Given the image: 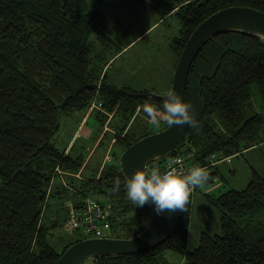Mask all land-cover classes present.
<instances>
[{
  "label": "trees",
  "instance_id": "1",
  "mask_svg": "<svg viewBox=\"0 0 264 264\" xmlns=\"http://www.w3.org/2000/svg\"><path fill=\"white\" fill-rule=\"evenodd\" d=\"M141 1L162 17H179L181 28L171 43L176 62L192 31L210 14L229 6L264 11V0ZM105 2L0 0V264H56L70 245L82 240L71 241L58 251L49 236L61 224L60 217L49 225L43 214L56 167L71 172L90 168L85 162L87 153L77 145L81 132L69 151L70 141L61 148L53 142L62 114H86L93 101L102 102L103 110L90 112L98 123L91 137L94 141L102 135V145L111 134L121 153L141 137L167 126L162 122L153 130L148 121H139L148 120L145 102L163 110V98L153 88L118 85L105 70L127 47L120 48L112 37L110 19L102 11ZM186 96L196 126L189 125L185 139L168 156L194 151L191 161L207 165V171L221 161H231L223 158L232 159L264 142V41L238 30L213 36L191 67ZM110 112L108 123L114 133L104 129ZM213 154L220 159L214 164L209 161ZM114 155L101 169L92 168L89 178L79 184L75 176H69L74 189L57 187L60 194L66 193L63 204L73 198L76 208L83 203L78 200L88 194L111 202V237L130 238L148 225L151 209L149 204L139 207L127 199L120 155ZM165 158L148 164H157L162 171ZM213 173L209 172L206 184L213 182ZM195 193L190 194L177 230L164 243L131 254L94 256V264H168L167 251L180 255L179 264H264V174L253 169L241 189L202 192L220 214L221 228L213 234L203 231L199 245L190 249Z\"/></svg>",
  "mask_w": 264,
  "mask_h": 264
},
{
  "label": "rangeland",
  "instance_id": "2",
  "mask_svg": "<svg viewBox=\"0 0 264 264\" xmlns=\"http://www.w3.org/2000/svg\"><path fill=\"white\" fill-rule=\"evenodd\" d=\"M102 11L104 17L110 19L108 27L112 30V37L116 44L120 48L127 46L106 66L105 70H107L111 79L118 85L127 84L136 89L153 88L158 95L170 91L176 67V56L172 51L171 43L178 36L181 28L179 17L177 15L162 17L158 10L143 4L141 0H106ZM93 39L97 47L100 48L101 45L97 38L93 37ZM113 54L115 55V49H113ZM94 102H98V100L93 101L92 104ZM92 104L87 113L88 117L90 116V123L81 131L82 136L79 137L77 143L79 150L85 154L87 153L85 162L90 165V168L84 169L85 171L81 169L78 172H71L56 167L55 175L47 192V203L43 210V214L46 216L44 220L49 225L52 220L59 217L61 221V224L54 228L52 235L49 236L50 243L58 251H62L64 246L71 241L78 238L83 239L85 236L79 230L75 232L69 230L65 225V221H63L65 214L67 215L71 207H76V201L72 198L63 204L66 193L60 194L57 186L65 185L72 189L74 186H72L69 176H75L77 184H79L80 180L89 178L88 175L92 168H98L100 165L101 169L103 164L107 163L106 156L108 154H115L114 157H116L121 153L120 147L116 145L115 139L111 138V134L105 138L102 145H99L102 135L93 141L91 136H93L95 126L98 123L91 115V111L97 109H91ZM84 114V111H77L72 115L62 114L60 116L61 127L55 134L53 142L60 148L66 146L79 127ZM112 116L113 113L110 112L104 129L114 133L115 130L108 123ZM139 121L144 124L148 120L144 117L143 120ZM147 125L153 130H157L162 126L154 127L149 123ZM90 129L92 131H89ZM253 169L264 174V142L244 149L238 155H234L230 162L221 161L217 166L207 169L208 174L212 171L216 173L211 175L213 182L199 188V192H196L193 196L188 240L190 249L199 245L200 235L203 231L213 234L219 232L221 228L220 214L205 199L202 192L219 194L231 188L241 189L248 184ZM1 183L2 178L0 177V185ZM52 193H56L55 197L51 196ZM83 198L78 201H82ZM68 201L70 203L67 204ZM164 256L168 264H179L181 258L180 255L172 251L165 252ZM94 263V256H88L76 264Z\"/></svg>",
  "mask_w": 264,
  "mask_h": 264
},
{
  "label": "water",
  "instance_id": "3",
  "mask_svg": "<svg viewBox=\"0 0 264 264\" xmlns=\"http://www.w3.org/2000/svg\"><path fill=\"white\" fill-rule=\"evenodd\" d=\"M238 30L256 35L264 41V11L249 6L222 8L200 22L192 31L176 62L170 91H175L188 104L186 88L191 67L204 45L215 35ZM166 94L159 95L163 98ZM189 105V104H188ZM190 112V109H189ZM189 125H168L133 142L119 156L120 173L128 180L136 170L149 171V161L167 157L185 139ZM245 146V145H244ZM151 219L137 235L130 238L86 237L70 245L56 264H76L88 256L136 253L164 243L177 230L183 212L157 214L149 203Z\"/></svg>",
  "mask_w": 264,
  "mask_h": 264
},
{
  "label": "clouds",
  "instance_id": "4",
  "mask_svg": "<svg viewBox=\"0 0 264 264\" xmlns=\"http://www.w3.org/2000/svg\"><path fill=\"white\" fill-rule=\"evenodd\" d=\"M163 110L145 102L143 111L148 123L159 127L166 123L169 127H183L185 124L196 126L190 115V105L184 103L175 91H168L163 97ZM209 180L208 172L198 166L191 167L186 173L176 169L161 172L158 168L150 171L136 170L125 184L127 199L135 206L153 204L159 215L164 212H185L191 192L203 188ZM119 190V181H116Z\"/></svg>",
  "mask_w": 264,
  "mask_h": 264
},
{
  "label": "built area",
  "instance_id": "5",
  "mask_svg": "<svg viewBox=\"0 0 264 264\" xmlns=\"http://www.w3.org/2000/svg\"><path fill=\"white\" fill-rule=\"evenodd\" d=\"M102 102H94L91 106L92 108L103 109ZM194 155V151L178 152L171 156H167L163 161L162 173L170 170L176 169L179 172L186 173L191 167L198 166L206 169L208 166H202L191 161ZM113 156L108 154L106 156V161H111ZM228 161L231 160V156L225 157ZM217 159V155L213 154L209 161L214 164ZM152 168H158L156 165H148L149 171ZM194 189L191 193H195ZM82 206L80 208L71 207L69 209L66 218L65 225L71 231H80L85 237H111L112 235V225L110 221L111 207L112 203L102 202L97 196L88 194L82 200ZM70 201L67 202V204Z\"/></svg>",
  "mask_w": 264,
  "mask_h": 264
},
{
  "label": "crops",
  "instance_id": "6",
  "mask_svg": "<svg viewBox=\"0 0 264 264\" xmlns=\"http://www.w3.org/2000/svg\"><path fill=\"white\" fill-rule=\"evenodd\" d=\"M87 113H86V115H84V117L81 120V123H80L79 127L76 129L75 133L73 134V136H72V138H71V140H70V142L68 144V147H67L68 150L67 151H69V149H70L72 143L74 142L75 138L80 134V132L84 129V127H86V125L89 123V121H87V123H85L86 120H88L90 118V116L88 117V114ZM89 131H92V130L90 129ZM99 167H100V165H99Z\"/></svg>",
  "mask_w": 264,
  "mask_h": 264
}]
</instances>
